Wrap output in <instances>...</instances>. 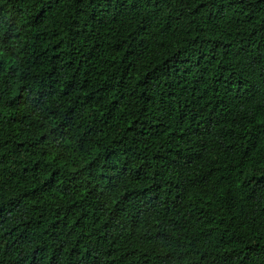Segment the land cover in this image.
<instances>
[{
  "label": "trees",
  "instance_id": "16d2710c",
  "mask_svg": "<svg viewBox=\"0 0 264 264\" xmlns=\"http://www.w3.org/2000/svg\"><path fill=\"white\" fill-rule=\"evenodd\" d=\"M0 264H264V0H0Z\"/></svg>",
  "mask_w": 264,
  "mask_h": 264
}]
</instances>
